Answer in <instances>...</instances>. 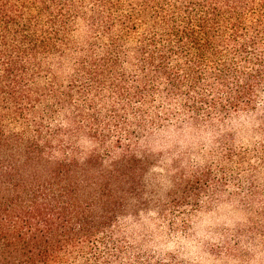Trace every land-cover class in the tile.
<instances>
[{
  "label": "trees",
  "instance_id": "obj_1",
  "mask_svg": "<svg viewBox=\"0 0 264 264\" xmlns=\"http://www.w3.org/2000/svg\"><path fill=\"white\" fill-rule=\"evenodd\" d=\"M189 128L204 166L151 150ZM227 203L264 252V0H0V264H143L128 222Z\"/></svg>",
  "mask_w": 264,
  "mask_h": 264
},
{
  "label": "rangeland",
  "instance_id": "obj_2",
  "mask_svg": "<svg viewBox=\"0 0 264 264\" xmlns=\"http://www.w3.org/2000/svg\"><path fill=\"white\" fill-rule=\"evenodd\" d=\"M234 125L230 124L229 130H234ZM214 139L211 128L170 130L158 140H151L149 146L164 156L165 163L180 159L189 170L209 161L217 150L218 140ZM155 173L161 174V167ZM176 224L178 227L172 229L165 221L143 216L141 220L128 222L124 233L128 243L143 257V264H153L156 260L164 264H264L260 240V246L243 239L237 246L236 231L244 225V219L231 204L200 210L185 220L178 218Z\"/></svg>",
  "mask_w": 264,
  "mask_h": 264
}]
</instances>
